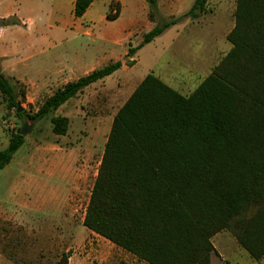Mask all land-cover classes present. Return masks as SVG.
<instances>
[{
	"label": "trees",
	"instance_id": "trees-1",
	"mask_svg": "<svg viewBox=\"0 0 264 264\" xmlns=\"http://www.w3.org/2000/svg\"><path fill=\"white\" fill-rule=\"evenodd\" d=\"M93 1L74 0V17ZM146 1L157 9V0ZM207 2L193 0L179 17L156 24L126 56L180 19L199 17ZM113 11L106 17L116 18ZM13 24L0 19V27ZM227 40L229 51L191 93L148 73L112 118L82 224L147 264H209L212 237L223 230L249 264L264 258V0H236ZM123 64L132 63L116 60L68 81L28 117H47ZM24 90L0 69V95L17 117ZM50 123L64 135L69 119L52 115ZM24 141L20 130L11 134L0 169ZM66 262L63 255L59 264Z\"/></svg>",
	"mask_w": 264,
	"mask_h": 264
},
{
	"label": "rangeland",
	"instance_id": "rangeland-1",
	"mask_svg": "<svg viewBox=\"0 0 264 264\" xmlns=\"http://www.w3.org/2000/svg\"><path fill=\"white\" fill-rule=\"evenodd\" d=\"M120 1L96 0L78 31L80 21L70 4L62 5L59 15L70 24L69 45L65 47L94 59L91 68L117 59L131 61L130 66L123 65L92 83L38 121L28 115L61 84L47 86L37 94L19 81L25 89L24 97L19 95L17 100L23 107L22 117H17L15 108H8L0 95V150L7 146L12 133L26 126L24 143L0 169V253L15 264H59L63 255L66 264H147L82 224L112 118L148 73L181 94L191 93L231 48L227 34L234 25L236 0H208L199 17L180 19L135 49L131 57L126 52L137 47L147 31L185 13L193 0H157L156 10L146 0ZM17 5L23 15L33 17L45 13L49 1L0 0V15ZM116 8L118 16L107 18ZM20 31L5 27L3 38L24 44L22 55H30L31 62L47 60L39 56V46L29 50ZM52 115L69 119L64 135L52 132ZM212 243L216 254H211L209 264L252 262L228 230L216 233ZM259 264H264V258Z\"/></svg>",
	"mask_w": 264,
	"mask_h": 264
},
{
	"label": "crops",
	"instance_id": "crops-1",
	"mask_svg": "<svg viewBox=\"0 0 264 264\" xmlns=\"http://www.w3.org/2000/svg\"><path fill=\"white\" fill-rule=\"evenodd\" d=\"M48 1L49 8L47 11L45 13L38 12L33 17L23 15L19 11L18 5L15 10L0 15L1 19L13 16L18 20V24L0 27V69L6 77L26 84L30 93L39 94L47 86H57L58 84L63 86L68 81L75 80L96 69L90 67L94 59L81 55L78 51H71L70 47H65L66 43L69 45V42H67V28L70 24L59 15V9L64 4H70L73 8L74 0ZM95 1L90 4L82 17L77 18L80 21V25L76 28L77 31L82 30V21L85 20L87 14L92 12ZM119 2L121 1L119 0ZM5 27L23 30L20 31L21 36L26 40L25 44L31 47L29 50L39 46V51H41L39 56H44L43 58L50 60L47 62V60L40 59L37 62H31L30 55H22L24 44L19 45L13 39L4 40L3 29ZM61 45L64 47L59 49ZM123 65L121 68H123ZM71 74L74 76L69 77ZM0 262L2 264H15L2 253H0Z\"/></svg>",
	"mask_w": 264,
	"mask_h": 264
},
{
	"label": "water",
	"instance_id": "water-1",
	"mask_svg": "<svg viewBox=\"0 0 264 264\" xmlns=\"http://www.w3.org/2000/svg\"><path fill=\"white\" fill-rule=\"evenodd\" d=\"M16 111L17 112L23 111V107L21 106L19 101L16 102ZM25 133H26V126H23L22 129L20 130V134L24 135Z\"/></svg>",
	"mask_w": 264,
	"mask_h": 264
}]
</instances>
